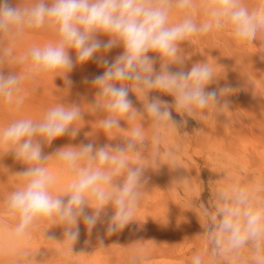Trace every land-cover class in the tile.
<instances>
[{
	"label": "rangeland",
	"instance_id": "1",
	"mask_svg": "<svg viewBox=\"0 0 264 264\" xmlns=\"http://www.w3.org/2000/svg\"><path fill=\"white\" fill-rule=\"evenodd\" d=\"M12 2L30 5L35 0ZM242 3L251 10L259 0ZM185 15H191L198 24L203 22L208 18L205 0H195L190 10L173 8L169 24L180 22ZM56 39L55 31L47 26L27 30L15 38L0 37V56L5 61L0 63V70L24 77L28 66L22 58L33 47L55 43ZM100 39L106 41L108 37ZM180 47L183 70L206 61L213 67L217 80L206 90L231 86L232 91L220 97L221 103L229 101L228 107L210 104L190 117L176 110L172 96L153 90L150 96H159L173 106L175 124L155 127L145 114L133 121L122 119L119 129L106 130L100 124L105 114L89 106L98 91L91 81L104 71L95 58L77 64L67 74L61 69L22 79L16 93V98L23 100L19 107L15 100L9 104L0 99V130L18 119L38 122L48 109L60 103L81 106L83 119L73 125L77 134L73 137L69 132L45 145V155L54 156L64 147L90 142L97 147L124 145L131 129L143 124L144 141L137 145L140 158L133 164L143 166L146 179L136 221L120 232L107 234V221L114 213L108 205L91 232L82 220L79 222L80 236L72 244V251L71 242L64 241V226L53 220H44L22 240H13L16 219L4 210V202L12 191L23 187L25 178L16 174L27 166L13 153H5L6 147L0 148V264H193L195 256L201 257L202 264H264V238L259 250L249 243L235 251L213 253L204 234L220 203L221 191L247 188L253 204L264 201V30L258 31L254 39L239 40L230 27L214 29L187 38ZM122 53L123 47L115 46L104 55L113 60ZM70 55L75 59L74 50ZM149 55L159 70L158 54ZM180 68L170 66L171 71ZM129 98L143 111L142 97L130 91ZM46 167L57 177L53 194H63L75 173L66 172L56 157L50 158ZM90 203L95 206L94 200ZM86 211L91 214L93 209ZM25 251L35 259L26 260L22 255Z\"/></svg>",
	"mask_w": 264,
	"mask_h": 264
},
{
	"label": "clouds",
	"instance_id": "2",
	"mask_svg": "<svg viewBox=\"0 0 264 264\" xmlns=\"http://www.w3.org/2000/svg\"><path fill=\"white\" fill-rule=\"evenodd\" d=\"M205 5L208 18L203 22L198 24L191 15H185L170 25L173 8L190 10L195 0H35L30 5L0 0V37L15 38L45 26L57 34L55 43L33 47L22 58L28 66L24 77L0 70V99L9 104L15 100L19 107L23 100L16 98V93L22 79L61 69L67 74L77 64L95 58L104 71L91 81L98 91L89 106L105 114L100 124L106 130L119 129L122 119L133 121L145 114L155 127L175 124L173 106L159 96H150L153 90L172 96L176 110L190 117L210 104L228 107L229 101L221 103L220 97L230 93L231 86L206 90L217 80L213 67L206 61L183 70L180 45L195 34L224 27H230L239 40L254 39L264 30V0L251 10L242 0H205ZM115 46H122L123 53L107 59L104 54ZM70 50H74L75 59ZM150 52L158 54L159 70ZM4 62L0 56V63ZM173 64L181 68L171 71ZM63 77L71 83L67 75ZM130 91L142 97L143 111L133 106ZM83 115L80 105L60 103L48 109L38 122L18 119L0 130V148L6 147L5 153H13L27 166L16 174L25 178L23 187L12 191L4 202V210L16 219L13 240H22L40 222L53 220L64 226V241L71 242L72 251V244L80 236L79 222L82 220L91 232L108 205L114 209L107 221L108 235L136 221L146 179L143 166H134L133 161L140 158L137 145L144 141L143 124L131 129L124 145L97 147L90 142L64 147L54 156L44 154V146L53 140L69 132L74 137L78 131L74 122L82 120ZM52 157L66 172L75 173L63 194L54 195L52 191L57 177L46 167ZM219 201L204 227L213 253L235 251L249 243L259 250L264 238V201L253 204L251 190L241 187L221 191ZM87 208L93 209L91 214ZM22 255L29 261L35 259L27 251ZM193 264H202L201 257L195 256Z\"/></svg>",
	"mask_w": 264,
	"mask_h": 264
}]
</instances>
